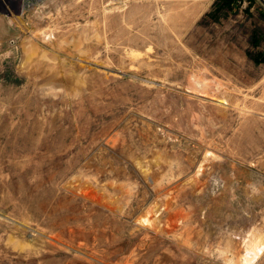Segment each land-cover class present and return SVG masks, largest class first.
<instances>
[{
  "label": "rangeland",
  "instance_id": "1",
  "mask_svg": "<svg viewBox=\"0 0 264 264\" xmlns=\"http://www.w3.org/2000/svg\"><path fill=\"white\" fill-rule=\"evenodd\" d=\"M216 2L0 0V264L264 241V5Z\"/></svg>",
  "mask_w": 264,
  "mask_h": 264
},
{
  "label": "bare ground",
  "instance_id": "2",
  "mask_svg": "<svg viewBox=\"0 0 264 264\" xmlns=\"http://www.w3.org/2000/svg\"><path fill=\"white\" fill-rule=\"evenodd\" d=\"M146 222H147L146 218L142 219V223H146ZM259 240L260 239H257V242H256V240L255 241L253 240V242H256L253 245L249 244L250 248H248L246 255L243 258V264H250L253 260H255L257 257H259V255L261 254V252L264 249V241H259Z\"/></svg>",
  "mask_w": 264,
  "mask_h": 264
},
{
  "label": "trees",
  "instance_id": "3",
  "mask_svg": "<svg viewBox=\"0 0 264 264\" xmlns=\"http://www.w3.org/2000/svg\"><path fill=\"white\" fill-rule=\"evenodd\" d=\"M251 1V0H249ZM235 0H217L216 2V11L220 12L223 9H230L232 5L234 4ZM259 40V38H258ZM255 37H253V43L254 45H258V41ZM255 62L258 64L264 63V54H259L258 58H255Z\"/></svg>",
  "mask_w": 264,
  "mask_h": 264
},
{
  "label": "water",
  "instance_id": "4",
  "mask_svg": "<svg viewBox=\"0 0 264 264\" xmlns=\"http://www.w3.org/2000/svg\"><path fill=\"white\" fill-rule=\"evenodd\" d=\"M260 2L264 5V0H260Z\"/></svg>",
  "mask_w": 264,
  "mask_h": 264
}]
</instances>
